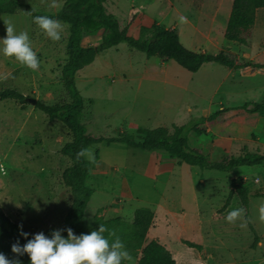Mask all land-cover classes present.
<instances>
[{
  "label": "rangeland",
  "instance_id": "obj_1",
  "mask_svg": "<svg viewBox=\"0 0 264 264\" xmlns=\"http://www.w3.org/2000/svg\"><path fill=\"white\" fill-rule=\"evenodd\" d=\"M18 1L49 12L59 11L64 3ZM129 1L120 0L121 8L115 10V0H106L105 6L122 25L130 26V34L135 37L141 25L155 20L175 26L188 48L218 53L221 47L239 63L251 56L264 63V7L256 12V22L248 35L250 42L241 43L228 41L224 27L223 32L219 27L220 21L226 24L233 0H224V8L218 13L209 3L201 10L196 4L190 8V3L194 5L191 0L174 6L168 4L169 0H156L149 9L138 10H130ZM5 22L11 23L17 33H28L40 66L31 70L14 57L0 53V90L15 88L29 98L53 104L72 101L61 72L67 56L68 25L61 23V30H57L61 38L53 41L31 16L23 13H0V37L6 35ZM101 33L86 34L83 44H98ZM210 37L218 43L211 44ZM76 83L85 99L81 121L93 135L127 133L139 140L149 128L157 126L172 129L174 124H184L189 130L203 116L220 110L215 119L201 125L202 133L188 132L191 146L200 148L212 160L240 154L245 146L252 152H264V114L246 106L264 100V68L242 66L230 74L228 66L210 61L192 72L173 59L148 57L121 42L80 69ZM71 139L72 132L62 121H51L31 100L23 103L0 99V204L12 220L31 232L64 223L72 193L63 179L71 159L62 147ZM85 155L92 170L89 184L95 191L83 217L84 225L92 224L100 208L106 207L111 213L117 204L128 215L138 207L150 206L159 221L171 215V225L161 233L173 235L171 239L177 241L172 242L175 252L198 256L189 264H264V220L260 219L264 162L240 165L232 171L203 169L187 162L179 164L163 150H145L109 140L88 146ZM237 177H242L250 190L248 208L236 198L224 206L233 178ZM123 180L130 185L131 193L122 189ZM236 208H243V214L229 222L225 217ZM250 224L259 235L255 245ZM188 238L200 242L202 248L184 245ZM129 264H137L136 259Z\"/></svg>",
  "mask_w": 264,
  "mask_h": 264
},
{
  "label": "trees",
  "instance_id": "obj_2",
  "mask_svg": "<svg viewBox=\"0 0 264 264\" xmlns=\"http://www.w3.org/2000/svg\"><path fill=\"white\" fill-rule=\"evenodd\" d=\"M106 0H64L59 11L49 12L37 10L31 4L19 2L18 0L0 1V13H23L32 18L44 15L68 25L69 35L66 43V59L62 65V81L67 88L72 101L66 103H48L38 99L35 106L46 112L51 121H62L72 132V139L64 144L62 152L69 156L71 164L63 172V179L71 190L72 202L64 216L61 228L49 226L42 232L51 238L53 231H59L61 236H67V229L71 228L74 235L88 234L97 230L100 224H104L108 231L104 235L109 238L110 243L117 236L121 239L129 258L122 260L121 264H128L131 259H137L138 264H176V259L170 249L158 239L146 242V236L150 227L154 224L155 211L150 206L136 208L133 220H126L122 216L105 218L101 215V208L94 217L90 226L83 223V217L88 202L95 189L89 184L92 170L86 159V148L103 140L112 142H123L127 146L142 148L145 150H163L170 157L176 158L179 164L199 166L203 169H218L232 171L240 165H257L264 162V152H252L245 146L242 153L225 156L218 160H212L200 148L190 145L188 132L194 130L202 133L201 126L205 121L213 120L220 110L203 116L200 123L186 129V125H173L149 128L141 139L136 140L127 133L119 136L105 137L89 133L81 121L85 108V99L76 83V73L88 64H91L102 51L126 42L131 48L146 53L148 57L158 55L164 60L173 59L189 71L196 72L206 62H218L229 67L255 66L264 68L263 62L236 63L235 59L229 57L224 51L211 53L208 51L194 50L185 46L175 28L168 27L158 21L149 25H141L138 37L130 34V26L122 25L118 16L109 12L105 6ZM264 7V0H233L229 19L225 29V37L230 41L248 43L250 29L256 22V12ZM102 32L101 40L96 45H85L83 39L86 34L93 35ZM25 94L15 88L0 90V99H16L23 103L27 102ZM252 112L264 114V100L248 102ZM83 150V153L80 154ZM79 154V155H78ZM249 188L242 177L233 178L232 188L226 199L225 205H230L236 198L244 208L249 206ZM251 228L255 235L253 245L259 240L253 225ZM21 228L29 233L32 238L34 232L12 220L0 204V252L8 259L17 254L11 251L15 243L23 245L26 238L20 235ZM109 232L112 235H109ZM191 247L201 249L202 245L186 240ZM21 264H29V257L25 253L18 257Z\"/></svg>",
  "mask_w": 264,
  "mask_h": 264
},
{
  "label": "clouds",
  "instance_id": "obj_3",
  "mask_svg": "<svg viewBox=\"0 0 264 264\" xmlns=\"http://www.w3.org/2000/svg\"><path fill=\"white\" fill-rule=\"evenodd\" d=\"M180 19L183 21L185 18ZM33 21L51 40H60L61 31L57 30H61L62 25L58 20L37 15L33 17ZM5 23L6 35L0 37V53L14 57L31 70L38 69L40 62L31 46L28 33L24 31L17 33L11 23ZM82 153L83 150L80 154ZM243 211V208L232 209L225 219L234 222ZM260 219L264 220V205L260 207ZM105 231H108L105 225L100 224L97 230H92L88 234L74 235L69 228L66 237L61 236L59 231H53L51 238L43 232L35 233L32 238H28L29 233L21 228L20 235L26 238V243L23 245L15 243L11 246V251L17 254L12 259L6 258L5 254L0 252V264H21L18 257L25 253L29 257V264H121L122 260L129 258V254L119 236L110 243L109 238L104 235ZM109 235L112 233L109 232Z\"/></svg>",
  "mask_w": 264,
  "mask_h": 264
},
{
  "label": "crops",
  "instance_id": "obj_4",
  "mask_svg": "<svg viewBox=\"0 0 264 264\" xmlns=\"http://www.w3.org/2000/svg\"><path fill=\"white\" fill-rule=\"evenodd\" d=\"M129 1V0H128ZM155 1L156 0H130L129 2H130V4H129V6H131V9L130 10H138V8H141V9H149L150 8V5L151 4H154L155 3ZM192 2H194V5L193 4H191L190 3V8H192L193 6H195V4L197 5V8L199 9V10H201L202 8H203V6H206L208 3L209 4H213L214 5V11L216 12V13H218V12H220V10H222L224 7H223V1L224 0H191ZM115 2H116V4H115V6L114 7H116V8H114V10L115 9H118V7H120V0H115ZM166 2V1H165ZM185 1L183 0H176V2H174V1H172V0H169V2H168V4H171L172 6H174V4L175 3H177V4H183ZM186 3V2H185ZM187 4V3H186ZM199 7H201V8H199ZM121 8V7H120ZM123 10V9H122ZM113 11V10H112ZM114 12H116V11H114ZM227 14V13H226ZM229 16H230V14H229ZM229 16H228V18H227V21H228V19H229ZM216 17H217V15H216ZM213 20H214V22H215V24L216 25H219V24H217V22H219L216 18L214 19L213 18ZM227 21H226V24L222 21V23H221V21H220V25H219V27H222V32H223V27H224V32L223 33H225V29H226V25H227ZM160 22H162V20H160ZM163 23V22H162ZM172 28H175V26H171ZM176 29V28H175ZM225 35V34H224ZM209 39V41L211 42V44H213V43H218V40L217 39H215V38H213V37H210V38H208ZM228 41H230V40H228ZM248 42H250L249 40H248ZM192 49H194V50H207V49H205V48H197V47H195V48H192ZM219 49H223V48H219ZM220 50V51H221ZM233 53H235L234 51H232ZM240 58V56H238V59ZM249 61H251V62H259V61H256L255 60V58L254 57H250V60H248V61H246V62H249ZM236 62L238 63V64H244V63H239V61L238 60H236ZM245 62V63H246ZM251 66V65H250ZM228 68H229V73L230 74H234L235 73V71L237 70V68H234V67H229L228 66ZM252 68V67H251ZM220 103L221 104H224L223 103V100H221L220 101ZM122 189L123 190H125L126 192H128V193H131V188H130V185L128 184V183H126L125 182V180H123V187H122ZM117 206V204H115V205H113L112 206V208H111V210H114V212H111L110 213V211H108V209H106V207L105 208H101L102 210H101V215H103L105 218H112V217H116V216H122L123 218H125L126 220H133V218H134V213H135V211L134 212H132L131 214H128V215H126L125 214V211H124V207H121V206H119L118 205V207H116ZM110 213V214H109ZM159 217H157V216H155V218H154V224L156 225L157 223H158V225H160V226H158V227H155V226H151L150 227V229L148 230V233H147V236H146V242H149V241H151V240H153V239H158L160 242H162L163 244H165L166 246H167V248L168 249H170V251L172 252V254H173V256L175 257V259H176V264H189V262H190V260L192 261V260H195V261H197L198 260V256H196V255H191V253H190V256H188V257H186V255H183L182 253H178V252H175L174 251V249L172 248V246H173V241H176L175 240V238L174 239H171L172 238V236H167V234H164V232H162L161 233V230L164 228V229H166V227L168 226L169 227V225H171L170 223H169V220L171 221V219H172V217H171V215H168V216H163L162 218H161V221H159V219H158ZM63 219H64V217H63ZM94 221V220H93ZM49 226H54V224L52 223V224H50ZM49 226H47V227H49ZM63 226V224H62V222H61V224H60V226H55V227H57V228H61ZM46 229V228H45ZM167 232H169V231H167ZM175 235V234H174ZM179 235H177V237H178ZM186 240H191V241H194V242H197V241H195L194 239H190V238H188V239H186ZM177 242V241H176ZM185 243V244H184ZM183 244L184 245H187V247H191V246H189L188 244H186V242H184ZM197 243H199V244H201L200 242H197ZM183 245V246H184ZM193 248V247H192ZM136 261H137V259H136ZM129 262L130 261H128V264H129ZM137 264H138V261H137ZM197 264H202L201 262L200 263H197Z\"/></svg>",
  "mask_w": 264,
  "mask_h": 264
},
{
  "label": "water",
  "instance_id": "obj_5",
  "mask_svg": "<svg viewBox=\"0 0 264 264\" xmlns=\"http://www.w3.org/2000/svg\"><path fill=\"white\" fill-rule=\"evenodd\" d=\"M27 99L31 100L33 103H36L37 102V99L36 98H29V97H27Z\"/></svg>",
  "mask_w": 264,
  "mask_h": 264
}]
</instances>
